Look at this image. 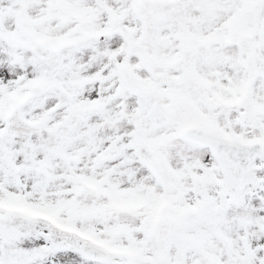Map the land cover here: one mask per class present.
I'll return each instance as SVG.
<instances>
[{"label": "snow or ice", "instance_id": "obj_1", "mask_svg": "<svg viewBox=\"0 0 264 264\" xmlns=\"http://www.w3.org/2000/svg\"><path fill=\"white\" fill-rule=\"evenodd\" d=\"M0 264H264V0H0Z\"/></svg>", "mask_w": 264, "mask_h": 264}]
</instances>
